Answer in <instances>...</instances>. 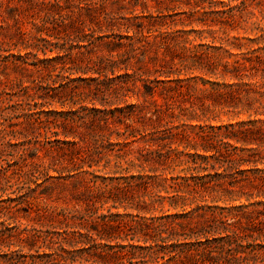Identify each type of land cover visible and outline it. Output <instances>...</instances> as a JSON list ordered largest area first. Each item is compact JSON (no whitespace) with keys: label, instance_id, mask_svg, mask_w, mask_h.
Here are the masks:
<instances>
[{"label":"rangeland","instance_id":"obj_1","mask_svg":"<svg viewBox=\"0 0 264 264\" xmlns=\"http://www.w3.org/2000/svg\"><path fill=\"white\" fill-rule=\"evenodd\" d=\"M2 2L0 264H91L105 216L264 212V0ZM139 172L148 190L100 196Z\"/></svg>","mask_w":264,"mask_h":264},{"label":"trees","instance_id":"obj_2","mask_svg":"<svg viewBox=\"0 0 264 264\" xmlns=\"http://www.w3.org/2000/svg\"><path fill=\"white\" fill-rule=\"evenodd\" d=\"M6 1L10 4L16 0ZM17 1L23 2V0ZM2 3L1 0L0 7ZM230 87L233 88L234 85ZM147 94H151L149 89ZM215 95L221 97L225 93L217 90ZM128 107L135 111V105ZM117 110L123 111L121 108ZM229 154L227 156L213 154L204 156L203 159L206 161L214 159L215 164L211 165L212 169L216 168V164H223L224 171H227L238 165L231 160ZM196 156L202 157L199 154ZM119 158L124 159L123 156ZM121 164L122 162H119L118 167ZM126 164L127 166L121 167V170L129 172L137 168L132 161H126ZM236 174L232 172L223 175L222 178L226 176L230 178L229 185L232 187L247 180H238L235 177ZM216 176L220 178L221 173H217ZM216 176L210 175V180L205 177L198 178L195 183L196 188L218 182L215 180ZM120 179H123L121 184L114 186L107 184V190L100 196L108 195L105 200H112L114 203L127 201L128 194L142 189L148 190L152 177L146 178L139 172L120 177ZM175 184L181 186L179 183ZM258 205H264V203L259 202ZM139 206L142 205L139 204ZM246 208L245 205L239 207L240 210ZM262 216H264L263 211H244L234 215L235 222L229 223L228 219L223 220L210 215L200 226L192 225L194 214L190 213L163 215L134 225L105 216L102 224L95 222L98 225L86 227L85 233L80 232V237L84 238L81 242L85 246L81 249V253L84 251L89 255L90 259L87 261H91V264H264ZM114 231L126 234L115 235ZM118 239L122 242L113 243V240Z\"/></svg>","mask_w":264,"mask_h":264}]
</instances>
